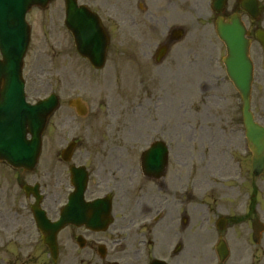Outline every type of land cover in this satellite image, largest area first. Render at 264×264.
<instances>
[{
	"label": "flooded vegetation",
	"instance_id": "1",
	"mask_svg": "<svg viewBox=\"0 0 264 264\" xmlns=\"http://www.w3.org/2000/svg\"><path fill=\"white\" fill-rule=\"evenodd\" d=\"M79 1L99 16L109 38L108 54L138 55L153 66V75H159L154 72L161 65L157 62L160 49L167 48L165 59L179 52L174 50L182 41L174 31L179 27L176 23L183 7L187 11L196 7L210 11L213 24L219 16L214 12V0ZM258 1L261 16L256 20L248 14V10H254L251 0H226L220 15L229 18L238 13L248 28L255 72L256 120L264 125V47L258 39L259 34L264 36V0ZM168 22L173 25L162 30V24ZM126 42L131 45L129 52L121 49ZM193 51L192 48L188 53ZM210 60L213 68L218 65L214 64L218 59ZM220 69L217 66L218 73ZM212 71L200 83L204 91L225 87L224 78L220 85L209 80V76H216L220 81ZM241 124L222 121L211 137L222 135V143H229L231 136L240 135ZM155 129L144 134L145 147L85 149L82 157L74 156L72 163L63 162L59 153L50 154L46 163L32 171L0 162V264H199L200 245L204 251L211 247L216 250L221 239L229 250L223 264H264L262 199L244 195L231 202L234 206L224 203L223 207L214 206L199 214L197 174L193 177L197 173V168L193 169L197 158L195 134L176 132L167 138ZM130 135L134 143L145 139ZM158 141L166 143L168 156H163L160 148H153ZM240 146L243 151L241 143ZM73 164L87 170L86 205L97 200L103 203L95 209L85 208L79 225L60 230L56 235L57 250L53 252L39 228L36 195L40 189L42 208L51 221H57L73 191ZM106 218L111 222L103 228ZM256 224L258 232L263 226L259 236L256 233L257 242ZM201 230L208 235L206 239L200 240ZM208 262L206 256L204 264Z\"/></svg>",
	"mask_w": 264,
	"mask_h": 264
},
{
	"label": "rangeland",
	"instance_id": "2",
	"mask_svg": "<svg viewBox=\"0 0 264 264\" xmlns=\"http://www.w3.org/2000/svg\"><path fill=\"white\" fill-rule=\"evenodd\" d=\"M61 4L58 0L47 13L34 9L27 15L32 27L24 68L28 99L36 101L54 92L61 101L43 138L41 166L50 154L61 151L72 139H79L75 155L82 157L85 149L145 147L144 134L152 132V128L167 138L176 132L189 135L193 132L197 139L193 167L197 168V173L194 172L193 177L197 174L199 214L207 213L214 206L223 207L224 203L234 206L231 202L246 193L261 198L264 208V175L253 178L249 173L245 176L242 168L243 173L239 174L238 163H245L244 156L238 154L241 135L231 136L229 143H222V135L211 137L218 132L220 122L238 121L242 103L230 82L219 90H202L200 83L212 70L220 79H226L224 70L218 73L216 65L214 68L209 65L210 58L220 59L225 52L212 26L208 25V18L212 21L208 12L200 11L199 7L194 11L183 7L176 25L185 28L187 36L180 48L174 50L179 52L169 55L154 72L159 75H153L149 62L129 53L109 56L101 71L91 69L89 63L77 55L70 34L63 26ZM52 18L54 27L49 24ZM168 24L173 25L171 22L162 24V30L167 31ZM130 47L126 42L121 49L129 52ZM192 48L193 53H188ZM208 78L220 85L216 76ZM77 97L89 107L83 119L68 106L69 100ZM130 134L145 139L134 143ZM246 163L249 165V159ZM207 237L201 230L200 240ZM199 248V264H204L205 251L201 245Z\"/></svg>",
	"mask_w": 264,
	"mask_h": 264
},
{
	"label": "water",
	"instance_id": "3",
	"mask_svg": "<svg viewBox=\"0 0 264 264\" xmlns=\"http://www.w3.org/2000/svg\"><path fill=\"white\" fill-rule=\"evenodd\" d=\"M50 1L52 0H0V48L3 51V60H0V84L5 86L4 90L0 89V159L16 167L31 168L36 164L42 145V134L49 117L58 107V98L55 96L35 106L27 104L22 79L23 57L30 35V27L25 21L26 13L33 6L45 7ZM69 3L73 16L68 18V25L74 32L78 52L89 57L96 68L104 67L105 39L102 42L97 37L99 32L95 28L91 33H82L83 38L79 36L76 30H80L84 24L78 16L81 11L75 6V0H69ZM88 25L91 23L88 22ZM217 31L228 49V57L224 60L228 75L244 101V116L254 153L253 169L259 175L264 171V132L254 125L249 112L252 82L249 42L245 38L244 28L236 19H232L231 24L218 23ZM76 106L80 108L79 103ZM28 134L31 135V140H28ZM74 146L71 144L68 147L63 153L64 158ZM74 175L76 192L64 210L60 225L74 222L77 224L80 220L86 177L80 170H75ZM56 227L55 230L60 228L57 225Z\"/></svg>",
	"mask_w": 264,
	"mask_h": 264
}]
</instances>
